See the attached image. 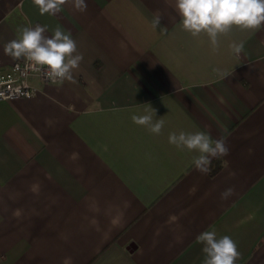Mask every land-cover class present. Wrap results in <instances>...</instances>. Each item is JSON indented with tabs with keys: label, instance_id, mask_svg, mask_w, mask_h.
I'll use <instances>...</instances> for the list:
<instances>
[{
	"label": "crops",
	"instance_id": "crops-1",
	"mask_svg": "<svg viewBox=\"0 0 264 264\" xmlns=\"http://www.w3.org/2000/svg\"><path fill=\"white\" fill-rule=\"evenodd\" d=\"M85 3L53 16L0 0V69L24 26H60L83 55L72 81L32 78V97L0 100V264H203L204 231L237 243L236 264H264V29L234 27L213 53L175 0ZM150 108L158 136L131 120ZM180 131L228 155L201 173L168 143Z\"/></svg>",
	"mask_w": 264,
	"mask_h": 264
},
{
	"label": "clouds",
	"instance_id": "clouds-1",
	"mask_svg": "<svg viewBox=\"0 0 264 264\" xmlns=\"http://www.w3.org/2000/svg\"><path fill=\"white\" fill-rule=\"evenodd\" d=\"M41 15H56L62 11L65 4L71 3L78 12L87 9L85 0H32ZM175 8L181 17V27L193 38L206 34L209 38L212 52L219 50V37L238 28L241 31H257L264 29V0H175ZM152 27L159 28L162 34L167 33L166 26L161 25V16L155 15ZM47 26L36 24L18 29L19 36L4 45V54L13 61L25 59L52 84L73 80V72L77 70L83 60L78 52L76 41L70 32L57 26L51 36L45 35ZM235 53L243 51V42L230 45ZM220 72L222 76L226 73ZM155 110L146 109L144 114L132 115L134 124L143 126L154 134L160 135L164 127V119H154ZM168 143L178 149L196 152L191 163L201 173L211 171L209 165L213 158L228 155L229 149L223 138L213 140L204 132L186 133L184 131L171 132ZM233 192L228 188L221 193L222 199H227ZM197 243L203 245L205 254L203 264H236L240 258L237 243L230 236L217 238L215 231H204L197 238ZM63 264H70L65 259Z\"/></svg>",
	"mask_w": 264,
	"mask_h": 264
},
{
	"label": "built area",
	"instance_id": "built-area-1",
	"mask_svg": "<svg viewBox=\"0 0 264 264\" xmlns=\"http://www.w3.org/2000/svg\"><path fill=\"white\" fill-rule=\"evenodd\" d=\"M36 78L43 83H51L37 69L25 59L12 61L4 69H0V100H14L32 97L37 88L31 83Z\"/></svg>",
	"mask_w": 264,
	"mask_h": 264
},
{
	"label": "trees",
	"instance_id": "trees-1",
	"mask_svg": "<svg viewBox=\"0 0 264 264\" xmlns=\"http://www.w3.org/2000/svg\"><path fill=\"white\" fill-rule=\"evenodd\" d=\"M216 168L212 169V172L215 170Z\"/></svg>",
	"mask_w": 264,
	"mask_h": 264
}]
</instances>
